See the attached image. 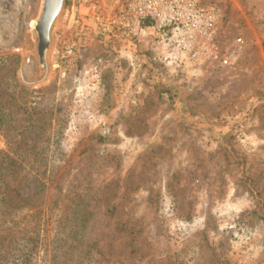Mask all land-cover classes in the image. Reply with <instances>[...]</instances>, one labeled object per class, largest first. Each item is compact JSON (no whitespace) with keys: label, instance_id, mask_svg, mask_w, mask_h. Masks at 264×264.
<instances>
[{"label":"rangeland","instance_id":"obj_1","mask_svg":"<svg viewBox=\"0 0 264 264\" xmlns=\"http://www.w3.org/2000/svg\"><path fill=\"white\" fill-rule=\"evenodd\" d=\"M134 2L64 0L40 60L44 0H0V90L43 125L48 165L26 203L40 243L0 232V264H51L72 230L69 264H264V0H196L174 37Z\"/></svg>","mask_w":264,"mask_h":264},{"label":"trees","instance_id":"obj_2","mask_svg":"<svg viewBox=\"0 0 264 264\" xmlns=\"http://www.w3.org/2000/svg\"><path fill=\"white\" fill-rule=\"evenodd\" d=\"M14 100L12 94L0 90V132L5 136L8 146L7 151L0 152V232L11 234V242L16 241L17 245H21L20 252L33 254L40 243L39 237L34 238L39 233L40 218H36L39 214L37 206L28 207L26 203L37 197L44 185L48 167L44 148L46 142L43 140L46 134L43 125L34 119L30 111L26 109L19 115L18 109H14ZM17 127L21 129L20 139L13 138V131ZM18 150H22L20 155L23 156L25 168L17 169L19 167H15L11 161L3 166L1 160H11L10 154ZM21 205L24 212L19 209ZM24 217L29 219L22 224L20 219ZM8 223L11 224L10 227L6 226ZM60 223L57 225L59 230L56 237L62 233ZM72 233L73 230L68 239L70 243L67 242L69 246L65 250L60 248L61 242L57 244L59 237L54 239L53 247L57 251L53 254L51 264L73 262L78 243L76 244ZM0 239L3 240V237ZM0 245H3L1 241ZM45 247L47 249V244Z\"/></svg>","mask_w":264,"mask_h":264},{"label":"built area","instance_id":"obj_3","mask_svg":"<svg viewBox=\"0 0 264 264\" xmlns=\"http://www.w3.org/2000/svg\"><path fill=\"white\" fill-rule=\"evenodd\" d=\"M133 11L139 17L155 20L158 27L174 26L173 37L193 31L199 27L200 17H204V13L197 11L196 0H135ZM178 44L181 45V42L178 41Z\"/></svg>","mask_w":264,"mask_h":264},{"label":"water","instance_id":"obj_4","mask_svg":"<svg viewBox=\"0 0 264 264\" xmlns=\"http://www.w3.org/2000/svg\"><path fill=\"white\" fill-rule=\"evenodd\" d=\"M64 0H44L42 15L34 28L38 36V55L43 59L50 42V29L58 16Z\"/></svg>","mask_w":264,"mask_h":264}]
</instances>
